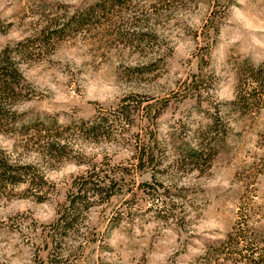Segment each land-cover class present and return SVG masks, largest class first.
I'll use <instances>...</instances> for the list:
<instances>
[{"label": "clouds", "instance_id": "1", "mask_svg": "<svg viewBox=\"0 0 264 264\" xmlns=\"http://www.w3.org/2000/svg\"><path fill=\"white\" fill-rule=\"evenodd\" d=\"M0 264H264V0H0Z\"/></svg>", "mask_w": 264, "mask_h": 264}, {"label": "trees", "instance_id": "2", "mask_svg": "<svg viewBox=\"0 0 264 264\" xmlns=\"http://www.w3.org/2000/svg\"><path fill=\"white\" fill-rule=\"evenodd\" d=\"M3 86L8 87L9 90H10V86H7V85H3ZM11 179H16V178L15 177H12Z\"/></svg>", "mask_w": 264, "mask_h": 264}]
</instances>
